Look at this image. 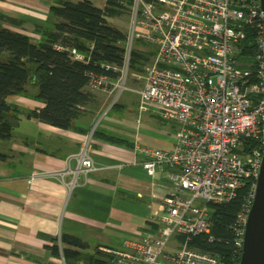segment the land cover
I'll list each match as a JSON object with an SVG mask.
<instances>
[{
  "label": "built area",
  "instance_id": "built-area-1",
  "mask_svg": "<svg viewBox=\"0 0 264 264\" xmlns=\"http://www.w3.org/2000/svg\"><path fill=\"white\" fill-rule=\"evenodd\" d=\"M125 57L152 50L139 88L95 75L90 90H132L139 112L153 109L178 123L172 150L140 147L149 175L169 179L153 229L122 247L100 246L108 264H225L204 248L214 241V206L249 190L232 224L235 255L241 251L264 154V13L260 0H132ZM149 47V50L145 49ZM83 59L84 55L76 53ZM90 137L54 171L70 190L97 169ZM73 158L78 165L72 168ZM44 176L35 172L31 179Z\"/></svg>",
  "mask_w": 264,
  "mask_h": 264
},
{
  "label": "crops",
  "instance_id": "crops-1",
  "mask_svg": "<svg viewBox=\"0 0 264 264\" xmlns=\"http://www.w3.org/2000/svg\"><path fill=\"white\" fill-rule=\"evenodd\" d=\"M89 1L100 8L107 2ZM54 2L0 0V22L39 39L36 25H52L50 8ZM139 80L138 87L128 86L141 87L143 80ZM91 91L92 99L69 129L28 115L30 110L45 105L35 97L36 86L28 85L27 93L8 97L22 112L13 137L0 139V264H66L63 256H54L48 248L54 238L60 243L63 233L77 235L88 243L89 247L82 250L83 257L74 263L87 264L86 258L96 247H122L139 241L153 229L149 216L160 209L170 183L168 177L164 172L149 175L143 166V146L98 121L110 108L130 104L137 110L138 123L144 113H158L152 108L140 113L138 94L132 90L119 96L116 90ZM95 128L122 140L93 137ZM89 137V155L97 169L70 190L65 183L68 176L63 182L51 173L64 169L67 158L78 153ZM70 165L77 167L78 160L73 158ZM35 172L44 176L31 179Z\"/></svg>",
  "mask_w": 264,
  "mask_h": 264
},
{
  "label": "trees",
  "instance_id": "trees-1",
  "mask_svg": "<svg viewBox=\"0 0 264 264\" xmlns=\"http://www.w3.org/2000/svg\"><path fill=\"white\" fill-rule=\"evenodd\" d=\"M131 2L107 0L100 8L89 0H55L50 8L52 25H36L39 39L0 22V139L13 137L22 112L8 97L27 93L28 85L36 86L35 97L45 102L42 108L30 110L28 115L69 129L81 116L83 106L92 99L89 88L92 77L104 75L112 81L121 77L126 64V32L111 24L108 18L129 13ZM76 53L83 54L84 58L76 57ZM150 56L149 52L134 49L128 69L143 70ZM93 137L122 140L98 128L93 131ZM248 190L246 182L234 200L214 206L217 238L204 248L220 255L225 264H237L239 260V253L235 255L232 224ZM53 240L48 248L54 256H63L66 264L77 263L83 257L82 250L89 247L74 234L63 233L60 243L57 238ZM86 259L87 264H108L99 246Z\"/></svg>",
  "mask_w": 264,
  "mask_h": 264
},
{
  "label": "rangeland",
  "instance_id": "rangeland-1",
  "mask_svg": "<svg viewBox=\"0 0 264 264\" xmlns=\"http://www.w3.org/2000/svg\"><path fill=\"white\" fill-rule=\"evenodd\" d=\"M109 22L118 26L124 32H128L130 29V15L128 12L112 16L108 18ZM144 44L136 42V47H141ZM137 49V48H136ZM146 50L150 48L145 46ZM149 51V55H151ZM141 71L136 72L131 69H124L126 84L130 86L138 87L140 80L137 83V75ZM125 91V90H124ZM117 92V90H116ZM121 93H118V96ZM110 111H106L103 116L100 117L98 124L105 126L110 124L109 129L113 132H123L125 136H128L131 140H136L143 147H153L166 150H172L176 143L178 123L172 120H164L154 112L144 113L139 123L136 122L138 117L137 110L133 104L127 105L125 108L114 107L110 108Z\"/></svg>",
  "mask_w": 264,
  "mask_h": 264
},
{
  "label": "water",
  "instance_id": "water-1",
  "mask_svg": "<svg viewBox=\"0 0 264 264\" xmlns=\"http://www.w3.org/2000/svg\"><path fill=\"white\" fill-rule=\"evenodd\" d=\"M264 13V0H260ZM237 264H264V154Z\"/></svg>",
  "mask_w": 264,
  "mask_h": 264
}]
</instances>
